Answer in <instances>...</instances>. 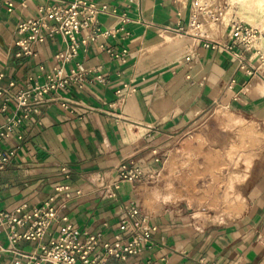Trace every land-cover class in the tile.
I'll list each match as a JSON object with an SVG mask.
<instances>
[{
	"label": "crops",
	"instance_id": "crops-1",
	"mask_svg": "<svg viewBox=\"0 0 264 264\" xmlns=\"http://www.w3.org/2000/svg\"><path fill=\"white\" fill-rule=\"evenodd\" d=\"M96 1L105 6L96 15L98 31L92 38L87 29L77 31L76 54L61 63L55 58L65 50L61 35H46L32 55L22 54L15 40L17 25L38 17L40 7L68 0H0V87L16 92L42 84L58 65L80 74L60 90L66 106L47 102L22 117L11 103L2 109L0 99V126L21 118L0 145L14 152L0 171V210L39 205L69 185L68 198L62 192L55 198L67 220H56L54 236L71 224L112 238L137 204L154 227L153 245L126 264H264V160L244 185L243 211L225 222L205 224L177 204L149 211L138 190L142 182L119 176L124 163L152 177L167 139L212 107L264 122V68L257 57L231 45L226 27H210L201 17L205 35L191 33L192 0ZM210 41L218 45L206 46ZM16 245L32 252L37 241ZM12 255L0 233V264Z\"/></svg>",
	"mask_w": 264,
	"mask_h": 264
},
{
	"label": "built area",
	"instance_id": "built-area-1",
	"mask_svg": "<svg viewBox=\"0 0 264 264\" xmlns=\"http://www.w3.org/2000/svg\"><path fill=\"white\" fill-rule=\"evenodd\" d=\"M218 1L193 0L188 19L190 27L193 29L199 27V17L207 16L217 20L216 11L208 7ZM104 8L105 6L99 5L96 0H68L66 5L40 7L38 17L17 25L18 37L15 44L22 54L32 55L34 45L42 42L46 35H61L66 43L65 50L57 53L55 58L61 63L67 62L76 54L78 44L75 33L80 29H87L90 32L89 38H92L98 31L94 26L96 15ZM226 28L231 45L235 44L245 51H252L254 56H258V61L262 59L260 51L255 47L259 37L256 27L240 20H231ZM217 45L218 43L214 41L206 44L212 47ZM231 45L227 48H231ZM79 75L75 72L65 73L62 65H58L46 75L42 84L34 83L16 92L0 87L2 109L11 103L22 111V117H26L32 111L38 112V106L47 102H59L66 106L68 101L61 97L60 90L70 82L79 80ZM12 85L13 82H10L9 86ZM20 121L21 118H15L0 126V145L13 135ZM16 136L21 137L19 134ZM13 154V150L5 152L0 149V171L5 169ZM119 168L121 180L130 183L145 182L151 178L139 167H128L122 163ZM69 188V185L56 187L57 193L48 196L39 205L28 206L22 203L8 212L0 210V233L9 241L13 254L7 264H109L110 260H115L116 264H126L130 256L138 255L152 247L151 234L154 227L148 224L137 204H131L127 208L112 238L105 239L100 232H83L71 224H65L57 235H52L56 220H67L66 216L59 215L55 198L61 192L68 198ZM21 239L37 241V247L32 252L23 251L16 245ZM144 264L155 263L147 260Z\"/></svg>",
	"mask_w": 264,
	"mask_h": 264
},
{
	"label": "rangeland",
	"instance_id": "rangeland-1",
	"mask_svg": "<svg viewBox=\"0 0 264 264\" xmlns=\"http://www.w3.org/2000/svg\"><path fill=\"white\" fill-rule=\"evenodd\" d=\"M208 8L216 11L215 16H217V20L207 16L202 18L210 27L223 30L231 20L246 23L231 10L227 0H219ZM202 24L200 23L198 28H191V33L204 36L205 30ZM261 34L264 35V32L259 31L255 47L262 56L257 62V67L264 68V39L261 38ZM231 116L241 117L243 122L234 126L229 123ZM263 160L264 122L253 121L224 107L215 106L167 139L163 145L157 172L149 180L138 183V190L143 195L144 204L149 211L158 212L163 205L177 204L203 223L225 222L239 216L243 211L244 185L250 177H253L257 166ZM230 172L244 173V177L241 179L231 177L230 181ZM219 176L222 178L220 179ZM209 177L212 179L209 180ZM231 184L232 189H230ZM153 189L160 193L157 198L151 197ZM238 192L243 196V201L235 199L233 194Z\"/></svg>",
	"mask_w": 264,
	"mask_h": 264
},
{
	"label": "bare ground",
	"instance_id": "bare-ground-1",
	"mask_svg": "<svg viewBox=\"0 0 264 264\" xmlns=\"http://www.w3.org/2000/svg\"><path fill=\"white\" fill-rule=\"evenodd\" d=\"M228 1V4L231 6V10H233L242 20L246 21V23H249L250 25H252L253 27H256L260 32H264V1L263 0H227ZM221 6V5H220ZM221 9V8H220ZM263 37V38H262ZM261 38L264 39V35L261 34ZM223 112V110H222ZM229 113V112H228ZM226 116V115H225ZM241 122H243V119L241 117H237V116H231L230 118V121L229 123H231L232 125H240ZM258 144V143H257ZM259 147V146H258ZM237 158V157H236ZM239 160V159H238ZM237 161V160H236ZM214 164V163H213ZM247 167V164L245 165ZM246 167L244 169H246ZM218 168V167H217ZM216 168V169H217ZM221 168V167H220ZM218 171H216L217 173ZM221 172V171H220ZM215 173V175H216ZM214 174V173H213ZM212 174V175H213ZM223 174V172H222ZM222 174H219V175H222ZM214 176V175H213ZM216 177V176H214ZM231 177L233 178H237V179H241L244 177V173L241 174V173H237V174H231L230 172V181H231ZM211 177H209V180H210ZM220 178V176H219ZM222 178V176H221ZM220 178V179H221ZM208 179V177L206 178ZM212 179V178H211ZM214 179V178H213ZM203 180V179H202ZM206 181V180H205ZM209 182V181H207ZM228 183V182H227ZM232 183V182H230ZM209 184V183H207ZM206 184V185H207ZM167 185V183H166ZM164 185V186H166ZM163 187V186H162ZM218 187V186H217ZM227 187V185H226ZM220 188V186H219ZM159 189V188H157ZM174 189V188H173ZM171 189V191L173 190ZM214 191H215V188H213ZM230 189H232V184L230 185ZM154 190V189H153ZM156 190V189H155ZM149 191L152 193L151 197L152 198H157L160 193L159 191ZM160 190V189H159ZM212 191V190H210ZM236 191V190H235ZM234 191V192H235ZM165 192V191H164ZM212 193V192H211ZM173 193L171 192V195ZM210 194V193H208ZM214 194V193H213ZM212 195V194H211ZM235 199L238 200V201H243V196L241 195V193H236V194H233ZM179 197V195H178ZM213 197V196H211ZM223 197V196H222ZM180 198V197H179ZM213 199V198H212ZM216 200V199H215ZM233 200V198H232ZM162 201V200H161ZM164 201V200H163ZM157 202H158V199H157ZM165 202V201H164ZM213 202V201H211ZM160 203V202H159ZM169 203V202H168ZM217 203V202H216ZM219 203V202H218ZM223 203V202H222ZM236 203V202H235ZM165 204V203H164ZM170 205V204H169ZM221 206V205H220ZM218 206V207H220ZM160 207V206H159ZM222 207V206H221ZM220 207V209H221ZM197 208V207H196ZM195 208V209H196ZM219 209V208H218ZM219 209V210H220ZM227 209V208H225ZM197 211V210H196ZM195 211V212H196ZM217 211V210H216ZM198 212V211H197ZM208 217V215H207ZM195 218V217H194ZM211 218V217H210ZM213 218V217H212ZM208 219V218H207ZM205 221V220H204ZM208 222V221H207ZM205 223V222H204ZM200 224V223H199ZM206 224V223H205Z\"/></svg>",
	"mask_w": 264,
	"mask_h": 264
}]
</instances>
